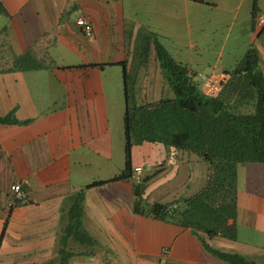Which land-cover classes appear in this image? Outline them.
<instances>
[{"label": "crops", "instance_id": "crops-1", "mask_svg": "<svg viewBox=\"0 0 264 264\" xmlns=\"http://www.w3.org/2000/svg\"><path fill=\"white\" fill-rule=\"evenodd\" d=\"M0 9V118L13 115L20 122L0 124V264L56 260L73 195L125 169V77L134 83L137 103L151 102L144 84L149 64L133 59L142 35H156L200 81L226 75L252 48L264 73V27L257 20L264 0H0ZM79 16L92 22L93 38L78 26ZM27 51L40 67H15ZM208 89L203 82L202 90ZM145 144L134 146L133 167L140 165L135 148ZM148 151L169 153L173 172L165 181L172 190L166 185L157 193L150 186L165 164L144 172L142 178L151 176L148 202H173L199 190L201 184L191 188L197 155ZM207 174L201 172L203 182ZM15 183L28 198L11 207ZM134 184L129 179L85 190L83 226L96 246L71 241V251L87 254L67 264H228L207 245L264 264V163L238 166L235 240L199 237L134 214Z\"/></svg>", "mask_w": 264, "mask_h": 264}, {"label": "trees", "instance_id": "trees-1", "mask_svg": "<svg viewBox=\"0 0 264 264\" xmlns=\"http://www.w3.org/2000/svg\"><path fill=\"white\" fill-rule=\"evenodd\" d=\"M142 37L141 49L135 51L133 59L138 66H148L154 50V60L162 73V95L151 102L137 103L134 83L125 77V169L73 195L68 224L59 238V257L46 264H67L72 256L87 254L71 251V241L95 248L96 241L83 226L85 190L131 179L133 148L145 142L197 155L208 164V174L195 193L168 203L148 202L145 189L151 176L143 178L134 184V214L190 229L199 237L236 239L238 166L264 163V73L259 52L250 49L234 69L225 73L227 78L220 89L209 94L202 90L203 82L176 62L156 35L147 33ZM121 64L126 74V63ZM15 67L29 70L40 65L27 51L17 57ZM6 123L20 122L13 115L0 118V124ZM206 248L228 264H250L240 255L208 245Z\"/></svg>", "mask_w": 264, "mask_h": 264}, {"label": "rangeland", "instance_id": "rangeland-1", "mask_svg": "<svg viewBox=\"0 0 264 264\" xmlns=\"http://www.w3.org/2000/svg\"><path fill=\"white\" fill-rule=\"evenodd\" d=\"M152 60L149 63V74L147 77V82L144 83L145 85H147L148 88V93H149V100L153 101L157 98H159V94L162 91V87L158 86L157 84H161L162 85V76L159 75L160 73L156 71L157 69V64L154 60L155 58V54H153V56H151ZM158 94V95H157ZM153 147H162L163 149H167V147L163 146V145H159V144H153L150 142H146L144 148H135L134 150V160L136 163H139L140 165H145L146 163L144 162L145 160H148L150 164H160L161 162L163 164H165V170H164V174H162V177H159L155 182V184L153 186H150L151 188L155 189V192L157 193V191H162L164 189V187H168L169 185L167 183H169L171 181L172 178V157L170 156L169 153L164 152L163 155L159 156L158 154L157 157L156 155H153L150 151H148L149 149L153 148ZM145 154V152H147ZM198 159V158H197ZM195 165V172H194V176L195 178L192 180V184H191V188L196 187L198 184H201L200 187L204 184V180H202V176H201V172L204 170H207L208 172V164L202 160H198L196 162H194ZM156 167H158L156 165ZM204 169V170H203ZM149 171V170H147ZM166 171V172H165ZM143 179V178H142ZM167 183H165V181H167ZM203 183V184H202ZM164 185V186H160V185ZM149 186L146 184V189ZM170 189L172 190V186H169ZM162 188V189H161ZM145 189V190H146Z\"/></svg>", "mask_w": 264, "mask_h": 264}, {"label": "built area", "instance_id": "built-area-1", "mask_svg": "<svg viewBox=\"0 0 264 264\" xmlns=\"http://www.w3.org/2000/svg\"><path fill=\"white\" fill-rule=\"evenodd\" d=\"M257 20L258 24L261 27H264V14H260L257 17ZM77 24L83 30L86 37L93 38V24L89 20V18L85 16H79L77 19ZM226 78V75L211 78L203 77L202 81L208 84L209 91H207L209 92V94H214L220 89L221 84L226 80ZM150 169H152V164L150 163H146L145 165L134 166L131 179L135 183H140L142 181L144 172ZM10 194L11 202L9 205L11 207H14L17 204H21L27 201L28 198L27 190L20 183H15L11 186Z\"/></svg>", "mask_w": 264, "mask_h": 264}]
</instances>
